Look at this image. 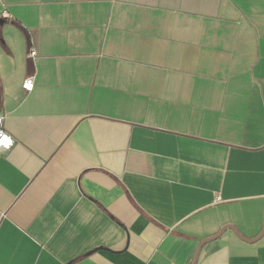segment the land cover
Segmentation results:
<instances>
[{
  "label": "crops",
  "instance_id": "obj_1",
  "mask_svg": "<svg viewBox=\"0 0 264 264\" xmlns=\"http://www.w3.org/2000/svg\"><path fill=\"white\" fill-rule=\"evenodd\" d=\"M0 21V264H264V0Z\"/></svg>",
  "mask_w": 264,
  "mask_h": 264
},
{
  "label": "built area",
  "instance_id": "obj_2",
  "mask_svg": "<svg viewBox=\"0 0 264 264\" xmlns=\"http://www.w3.org/2000/svg\"><path fill=\"white\" fill-rule=\"evenodd\" d=\"M36 57V51L31 49L28 53V58L33 59ZM34 77L30 76L24 79L22 83V90L24 93H30L33 90ZM4 117L0 116V153L10 150L14 144L13 139L9 134H7L3 129Z\"/></svg>",
  "mask_w": 264,
  "mask_h": 264
},
{
  "label": "water",
  "instance_id": "obj_3",
  "mask_svg": "<svg viewBox=\"0 0 264 264\" xmlns=\"http://www.w3.org/2000/svg\"><path fill=\"white\" fill-rule=\"evenodd\" d=\"M0 23H2V21H0ZM263 231H264V228H263V230L261 231V234H260V235L263 234ZM216 237H218V235H217ZM216 237H215V238H212V239H209V240H205L204 242H202V243L199 245L198 249H197L196 252H195V255H194V258H193L192 264H196V261H197V258H198V253H199L200 248H201L206 242L216 239Z\"/></svg>",
  "mask_w": 264,
  "mask_h": 264
}]
</instances>
